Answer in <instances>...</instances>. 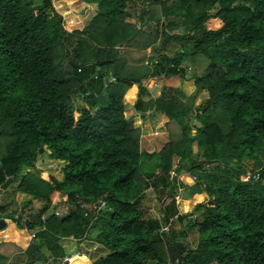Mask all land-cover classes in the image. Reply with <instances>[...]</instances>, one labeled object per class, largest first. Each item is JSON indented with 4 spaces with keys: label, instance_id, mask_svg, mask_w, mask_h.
Listing matches in <instances>:
<instances>
[{
    "label": "trees",
    "instance_id": "obj_1",
    "mask_svg": "<svg viewBox=\"0 0 264 264\" xmlns=\"http://www.w3.org/2000/svg\"><path fill=\"white\" fill-rule=\"evenodd\" d=\"M90 1L97 12L67 31L50 0H0V184L18 178L14 191L41 203L25 211V200L16 216L8 212L31 241H19L27 246L13 260L0 252V264H87L83 256L64 260L60 242L91 229L104 252L89 264H264V0ZM210 18L219 26L207 28ZM149 21L160 26L154 33L141 29ZM156 40L148 64L141 50ZM183 58L195 69L187 77L193 90L143 100L147 78L185 77ZM132 84L135 115L127 116L122 98ZM201 91L207 96L195 105ZM150 108L167 118V140L147 153L133 122ZM189 114L200 124L193 133ZM191 142L196 151L182 165ZM43 153L63 162L60 181L22 171ZM143 154L158 158L145 178L137 172ZM174 156L180 166L170 175ZM181 170L191 185L177 181ZM254 171L256 180L244 179ZM148 187L164 197L158 219L141 204ZM171 187L207 195L180 228L189 213H178ZM95 200L105 207L91 220L79 205ZM63 202L64 214L46 213Z\"/></svg>",
    "mask_w": 264,
    "mask_h": 264
},
{
    "label": "rangeland",
    "instance_id": "obj_2",
    "mask_svg": "<svg viewBox=\"0 0 264 264\" xmlns=\"http://www.w3.org/2000/svg\"><path fill=\"white\" fill-rule=\"evenodd\" d=\"M50 2H51L52 7L55 9V11L61 15L63 28L67 31H71L74 29H81L84 25H86L88 23V21L92 17L91 15H93V13L96 12V9H97L95 2H91L90 0H50ZM135 8L138 9L139 5H137ZM162 19L163 18H161L160 21H162ZM219 24H220V21L218 19L210 18L206 21L205 26L207 28H212V27L219 26ZM159 27H160L159 24H154V21H149V22L141 25V29L143 31L152 32V33H154L155 30L159 29ZM178 33H180V31H178ZM158 46H159V43L156 40L152 44H150V45L146 46L144 49H142L141 51L144 53V58L149 60L148 56L153 57L155 54H152V53L156 52L157 48H159ZM176 50H179V49L176 48ZM167 53L169 54V52H167ZM180 65L184 69V76L185 77L182 78L179 75H176V76L170 75V76L164 77L163 75H161L162 80H164V84H168V85L176 84V85H178V89H180L179 85H182L184 87L183 83L185 82L186 85H190V87H194L193 83H190L187 80V77H190L193 74H195V69L192 66L191 60L189 58H183L181 60ZM159 79H160V76L156 75V77L147 78L143 82V84L147 89L152 88V87H154V89L161 88L162 90H160V91L165 93V87L168 88V86L164 85V86L160 87L163 82L158 81ZM154 83L156 84L157 87L154 86ZM154 89H152V90H154ZM188 91L189 90H186V92H185L186 95L183 94L182 98H185L188 95V93H189ZM201 92H199L198 95L194 99L195 105L201 101V99H200ZM180 93H182V92L180 91ZM128 95L130 97H132V94H128ZM158 95L159 94H155V96L153 98H148L146 95H142V98L143 99H154ZM129 96L126 98L123 97V102H124V104L127 105L126 111L124 112V114L127 116H129L131 113V111H130L131 106H129L131 104H128V102H126V100L129 99ZM153 111H154V109L150 108L145 112V114L146 113H148V114L152 113L151 115L154 117V119H153V122L152 121L151 122L155 123L157 121L155 126L153 125V127H147V126L144 127V121H142L141 124H138V122H133V124L136 127H138V129L140 130L139 148L141 151H144L147 153L157 151L167 140V130H166V126H165V121L167 118L165 119V117H164V119H161V117H163V115H160L161 113H158V112H156L154 114ZM76 115L77 114L74 112V117ZM183 119L186 120L188 122V124L190 125V132L191 133H193L195 131L196 127L200 125L199 122H197L194 119L192 114L185 116ZM134 120H136V119H134ZM195 151H196V145L194 142H191L190 152L185 157V159H183L181 161V164L185 165L191 159V154ZM157 164H158L157 156L152 155V154H151V156H146L145 154H143L140 157V163L138 165L137 172L139 174H143L142 176H143V178H145L144 173L153 170L154 166ZM179 164H180V162H179L178 157H175V156L172 157V159H171V171L169 173L170 175L173 174V172H172L173 169L179 168V166H180ZM33 165H34V169L23 168L22 171H32V172H34V175L41 177L43 179H46L47 175H51L53 178H55L58 181H60L62 179L63 162H61V161L51 160L46 154L43 153V154H37L36 155V158L33 162ZM247 166H248L247 169L252 168L250 165H247ZM35 169L37 170V172L35 171ZM181 171L184 172V170H181ZM176 175H177V173L174 176H176ZM146 181L148 183H150L151 178H148ZM17 182H18V178L12 182L10 180V182L6 188H4V189L0 188V198H1L0 204L5 205L4 208L0 209V218H3V217L5 218L6 216H8V212L11 210L14 212V216L17 215L19 212L18 208L22 205V203L25 202V200L30 199V206L25 207L23 209L25 211H30L31 209L34 210L41 204L38 200H36V199L33 200V199L29 198L30 196L25 197L20 192H18L19 194H16L17 191H14V186ZM182 185H188V184H184L182 182ZM169 189H172V187L168 188V190ZM171 191L174 193V195H173L174 199H176V198L179 199L178 197L186 198V199H179L178 201H185V203H188L190 201V204H192L193 209H194L195 203H197V202L207 203V201H208L206 197L200 196V195H202L201 193H197V195H193L192 197L189 196L185 192L184 188H178L177 192L174 191V189H172ZM143 192H144V197L141 200V204L145 207L147 215L151 216L152 218H157V219L160 218V212H159L160 211V205H161V202L163 201L164 197L161 196L159 198V195L156 192H154L150 187L143 190ZM175 202H176V200H175ZM69 207H70V205L67 202L59 203L56 206H54V208H52V209L50 207L46 213L53 212L54 210H56L61 215V214H64L69 209ZM187 213H189V214L184 216L182 223L181 224L179 223V228H180V226L183 227V225L185 223H187L189 219L195 217V215L197 216L199 214V211L193 210V211H191V213L190 212H187ZM9 218H11L12 220H15V218H12V217H9ZM6 219H7V225L12 226V228L18 234L23 235V236L27 235V234L31 235V232H29L25 229L23 230L22 228L21 229L17 228L16 226H14L11 219H8V218H6ZM175 225L178 226V224H175ZM0 234L3 235V230H0ZM94 234H95V230L91 229L88 232L89 237L81 239L80 241H78V244L77 243L72 244V243H69L67 241H64L65 244H63V242H61V246L63 247L65 256L71 254L70 256L67 257V260L69 261V260L75 258L76 255L73 253L77 251L78 246H80V249L83 250L82 256H84V258H85L84 260L86 261L87 264H89V261L92 258H95L99 254H103L104 250L102 248H99V246L92 240V237L94 236ZM195 237H196L195 232L192 231V232L188 233L186 239L190 244H193ZM9 242H11V241H9ZM14 244L16 245V243H14ZM88 251L91 255L90 257H87ZM46 252L47 251L44 249L43 253H46ZM36 264H40V263H36Z\"/></svg>",
    "mask_w": 264,
    "mask_h": 264
},
{
    "label": "crops",
    "instance_id": "obj_3",
    "mask_svg": "<svg viewBox=\"0 0 264 264\" xmlns=\"http://www.w3.org/2000/svg\"><path fill=\"white\" fill-rule=\"evenodd\" d=\"M96 12H97V9H96ZM96 12H94L93 13V15L96 13ZM93 15H91V16H93ZM157 76H160V79L158 80V81H160V82H163L162 84H161V86L160 87H162V86H168V88H166L165 87V91H167L169 88H172L174 91H177L178 92V95H180L181 97H182V95L183 94H185V92H186V90H189L188 92L190 93L192 90H193V88L194 87H190V85H186V83L184 82L183 83V85H184V87L182 86V85H179L180 86V89H178V85H176V84H173V85H168V84H164V80H162V76L161 75H157ZM156 77V76H155ZM165 77V76H164ZM143 85V87L145 88V90H146V96L148 97V98H153L154 96H155V94H159V92H161L160 90H162L161 88H159V89H154V87H152V88H149V89H147L145 86H144V84H142ZM154 86H156V84L154 83ZM157 87V86H156ZM152 89H154V90H152ZM136 90H137V86L135 85V84H132L131 86H130V88H128V90L125 92V93H127V95L128 94H132V97H130L129 95V99H127L126 100V102H128V104H132L133 103V101H134V99H135V96H136ZM180 91L182 92V93H180ZM124 93V94H125ZM188 93V94H189ZM186 95V94H185ZM206 96H207V94H206V92L205 91H202L201 92V96H200V99H201V101L204 99V98H206ZM123 99V98H122ZM143 99V98H142ZM199 99V100H200ZM143 100H147V99H143ZM126 105V104H125ZM127 106V105H126ZM129 106H131V105H129ZM130 111H131V115H135V112H133V110H132V108L130 107ZM157 111H153V113L155 114ZM159 113V112H158ZM152 114V113H151ZM151 114H148V113H146L145 115H144V117L143 118H140V119H136L135 120V122H138V124H141V122L142 121H144V127L145 126H147V127H153V125L155 126L156 125V122L155 123H152L153 122V119H154V117L151 115ZM160 115H163V114H160ZM164 115H163V117H161V119H164ZM165 119H166V117H165ZM152 121V122H151ZM136 124V123H135ZM182 175H186V176H188L189 178H190V180H191V182L190 183H185L184 181H182L181 179H180V176H182ZM176 178H177V180L179 181V182H183L184 184H188V185H191L192 183H193V180L191 179V175L188 173V172H183V171H181V173L179 172V173H177V175H176ZM16 194H19L18 192H16ZM22 195H24L25 197H28V195H26V194H24V193H21ZM201 194L202 195H200V196H202V197H206L207 198V195L204 193V192H201ZM187 195V194H186ZM195 195H197V194H195ZM192 197V196H191ZM179 199H186V198H181V197H178ZM28 199V198H27ZM179 199H175L176 200V202H175V208L177 209V211H178V213H187V212H191V211H193V207H192V204H191V208L190 209H188L187 211H183L182 209H180V207L178 206V204H177V202H178V200ZM29 200V199H28ZM19 210V209H18ZM160 212V211H159ZM5 220H6V224H7V219L6 218H4ZM13 223V222H12ZM14 224V223H13ZM14 226H15V224H14ZM24 230V229H23ZM22 238H25V239H28L29 241H28V243L31 241V236L30 235H20V234H18L13 228H12V226H10V225H7V227L3 230V235L2 234H0V252L1 253H3L4 255H6L7 256V258H8V261L9 260H13L17 255H19V253H20V251H19V248H20V250H23L25 247H23V248H21V247H19L18 246V243H19V241L22 239ZM2 239V240H1ZM9 241H11V242H9ZM64 241H67V242H69V243H77L78 244V242H76L75 241V239L74 238H72V237H69V238H64V239H62L61 240V242H63V244H65V242ZM60 242V243H61ZM14 243H16V245L14 244ZM27 243V244H28ZM68 243V244H69ZM14 246V247H13ZM18 247V248H17ZM16 248V249H15ZM12 249V250H11ZM44 250V249H43ZM43 250H42V252H43ZM47 253V252H46ZM86 253V252H85ZM87 253H89V251L87 252Z\"/></svg>",
    "mask_w": 264,
    "mask_h": 264
},
{
    "label": "built area",
    "instance_id": "obj_4",
    "mask_svg": "<svg viewBox=\"0 0 264 264\" xmlns=\"http://www.w3.org/2000/svg\"><path fill=\"white\" fill-rule=\"evenodd\" d=\"M156 61V59L154 58L152 61L150 60V61H145L146 63H148V64H150V62H155ZM171 175H173V174H171ZM257 177H258V173L256 172V171H254V172H245V174H244V179H249V180H256L257 179ZM191 179L192 180H194V177L193 176H191ZM178 181V180H177ZM179 182V181H178ZM179 183H181V182H179ZM182 184V183H181ZM81 208H82V210H83V215L84 216H89V215H91V220H93V219H95L97 216H98V214H99V212L102 210V209H104V207H105V202L103 201V200H95V201H91V202H88L87 204L86 203H82V204H80L79 205ZM31 212H33V210H31ZM53 214L54 215H56V216H60V214H59V212L58 211H56V210H54L53 211ZM16 216V215H15ZM175 217V216H174ZM168 226H169V221H168V223H163V224H161L160 225V228H159V231H163V232H166L167 231V228H168ZM31 236V235H30ZM81 240V238H79L78 239V241H80ZM82 252H83V250L82 249H80V246H78L77 247V251L76 252H74L73 254H75L76 256L77 255H80V256H82ZM67 257L68 256H64V260H67ZM68 261V260H67Z\"/></svg>",
    "mask_w": 264,
    "mask_h": 264
},
{
    "label": "water",
    "instance_id": "obj_5",
    "mask_svg": "<svg viewBox=\"0 0 264 264\" xmlns=\"http://www.w3.org/2000/svg\"><path fill=\"white\" fill-rule=\"evenodd\" d=\"M11 180V177L6 178L1 184H0V188L4 189L7 187V185L9 184ZM4 208L3 204H0V209ZM5 226V219L4 218H0V229L3 228Z\"/></svg>",
    "mask_w": 264,
    "mask_h": 264
},
{
    "label": "bare ground",
    "instance_id": "obj_6",
    "mask_svg": "<svg viewBox=\"0 0 264 264\" xmlns=\"http://www.w3.org/2000/svg\"><path fill=\"white\" fill-rule=\"evenodd\" d=\"M7 227L6 220H5V226L1 228L0 230H4Z\"/></svg>",
    "mask_w": 264,
    "mask_h": 264
},
{
    "label": "clouds",
    "instance_id": "obj_7",
    "mask_svg": "<svg viewBox=\"0 0 264 264\" xmlns=\"http://www.w3.org/2000/svg\"><path fill=\"white\" fill-rule=\"evenodd\" d=\"M160 216H161V213H160ZM71 254L67 255V256H70ZM77 256H80V255H77ZM76 257V256H75ZM84 257V256H83Z\"/></svg>",
    "mask_w": 264,
    "mask_h": 264
}]
</instances>
